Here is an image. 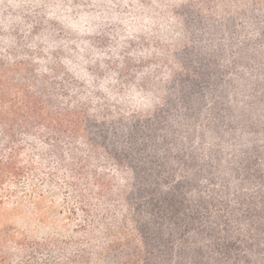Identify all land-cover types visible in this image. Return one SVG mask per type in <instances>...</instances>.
I'll use <instances>...</instances> for the list:
<instances>
[{
	"label": "trees",
	"instance_id": "1",
	"mask_svg": "<svg viewBox=\"0 0 264 264\" xmlns=\"http://www.w3.org/2000/svg\"><path fill=\"white\" fill-rule=\"evenodd\" d=\"M45 189L0 264H264V0H0V215Z\"/></svg>",
	"mask_w": 264,
	"mask_h": 264
},
{
	"label": "rangeland",
	"instance_id": "2",
	"mask_svg": "<svg viewBox=\"0 0 264 264\" xmlns=\"http://www.w3.org/2000/svg\"><path fill=\"white\" fill-rule=\"evenodd\" d=\"M52 191L54 193L49 192L48 189L43 190L45 198L37 200V205H34V202L26 203L21 208L8 210L9 212L0 215V229L7 228L5 224L10 221L13 223L12 230L14 233L21 237L30 235L32 239L38 242L50 241L58 235L62 239H66L61 234L64 222V214L60 212L58 206L61 194L56 190ZM60 244L62 242L59 241L58 247ZM46 254L43 253L44 256H42L41 253H38L32 264H56L53 258L49 260L44 258ZM70 257L74 259L73 255ZM88 262L91 263V259Z\"/></svg>",
	"mask_w": 264,
	"mask_h": 264
}]
</instances>
